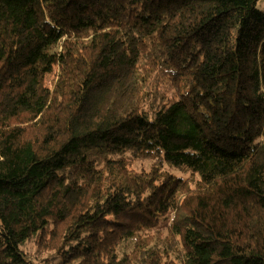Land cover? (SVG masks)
<instances>
[{"label":"trees","instance_id":"obj_1","mask_svg":"<svg viewBox=\"0 0 264 264\" xmlns=\"http://www.w3.org/2000/svg\"><path fill=\"white\" fill-rule=\"evenodd\" d=\"M257 3L0 0V264H264Z\"/></svg>","mask_w":264,"mask_h":264},{"label":"rangeland","instance_id":"obj_2","mask_svg":"<svg viewBox=\"0 0 264 264\" xmlns=\"http://www.w3.org/2000/svg\"><path fill=\"white\" fill-rule=\"evenodd\" d=\"M257 6L264 10V0H258V3H257ZM57 72V68L54 67L53 71L51 73H48L46 75V79H45V82L48 86H52L53 82H54V77L56 76V73Z\"/></svg>","mask_w":264,"mask_h":264}]
</instances>
